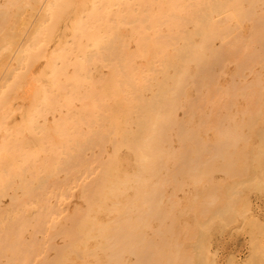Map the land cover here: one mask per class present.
<instances>
[{"label": "bare ground", "instance_id": "1", "mask_svg": "<svg viewBox=\"0 0 264 264\" xmlns=\"http://www.w3.org/2000/svg\"><path fill=\"white\" fill-rule=\"evenodd\" d=\"M251 194L264 0H0V264H264Z\"/></svg>", "mask_w": 264, "mask_h": 264}, {"label": "rangeland", "instance_id": "2", "mask_svg": "<svg viewBox=\"0 0 264 264\" xmlns=\"http://www.w3.org/2000/svg\"><path fill=\"white\" fill-rule=\"evenodd\" d=\"M252 205L255 210H259V218L264 222V199L256 194H251ZM217 237L225 241L224 246L221 247L220 260L221 264H227L230 255L236 256L239 250H243L247 245H250V234L246 230H239L235 226H231L226 230L217 233ZM212 239L214 241L217 239ZM238 251V252H236ZM248 251V250H246ZM242 252V257L239 261L245 260L249 253ZM249 252V251H248Z\"/></svg>", "mask_w": 264, "mask_h": 264}]
</instances>
